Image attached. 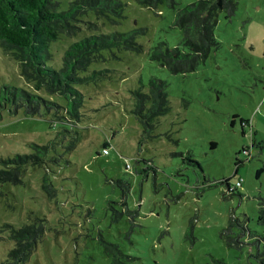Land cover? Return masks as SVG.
I'll use <instances>...</instances> for the list:
<instances>
[{"label":"rangeland","instance_id":"1","mask_svg":"<svg viewBox=\"0 0 264 264\" xmlns=\"http://www.w3.org/2000/svg\"><path fill=\"white\" fill-rule=\"evenodd\" d=\"M121 1V18L89 13L82 19L93 23L91 30L145 28L137 37L143 51L113 50L115 56L90 66L109 71L99 82L78 86L85 98L75 148L65 154L67 162L27 166L22 183L0 184V229L17 228L35 215L46 219L24 264H114L104 243L118 246L120 264H260L246 238L229 246L221 231L232 217L264 234L256 221L264 206V0H237L230 20L219 13L217 46L187 74L170 73L147 52L158 42L180 46L174 14L192 0H175L173 8L161 4L156 13L136 0ZM81 25L78 35L88 34ZM70 42H56L55 68ZM150 77L166 82L169 110L139 145L142 127L131 112V92L141 85L145 91ZM3 86L30 88L18 63L0 48V91ZM240 119L248 126L242 129ZM53 135L45 120L0 108V159L30 153L33 143ZM137 159L150 161L151 169L143 171ZM45 173L56 189L52 200L41 188ZM224 179L231 186L241 180L237 193H226ZM118 180L129 185L125 205L131 218ZM0 235L1 264L13 243L5 232Z\"/></svg>","mask_w":264,"mask_h":264},{"label":"trees","instance_id":"2","mask_svg":"<svg viewBox=\"0 0 264 264\" xmlns=\"http://www.w3.org/2000/svg\"><path fill=\"white\" fill-rule=\"evenodd\" d=\"M142 7L156 13L159 5L173 8L175 0H136ZM237 7V0H192L179 7L173 19V25L181 30L180 46L169 47L158 42L149 48L148 59L165 67L172 74H187L204 63L212 48L217 46L214 30L219 13L230 20ZM125 3L121 0H0V48L10 54L18 63L20 75L29 89L3 86L0 91V108L10 113L21 112L25 117H36L47 122L54 131L52 138L44 144H32V152L15 154L0 159V184L22 183L27 166L59 165L65 161V154L72 151L78 142L77 124L82 116L84 94L78 86L99 82L107 78L108 69L91 70L93 63L104 62L107 54L113 50L141 53L143 45L137 37L145 33V28H132L127 31L91 30V21L83 20L87 14L97 19H114L123 16ZM87 25L88 34L79 36L81 25ZM62 37L72 39L60 56V64L55 68V44ZM88 72V74H86ZM166 82L150 77L146 90L142 86L131 92L133 100L132 114L142 127L140 145L145 138L152 137L158 118L168 110ZM240 127L248 126V121L240 119ZM243 133V131H242ZM211 148L215 143L210 142ZM103 143L102 150L108 148ZM246 152V148L243 149ZM103 153V152H102ZM104 154V153H103ZM151 169L150 161L137 159ZM242 164L238 161L237 168ZM221 182L226 185V193H237L230 189L228 179ZM122 205L132 217L134 213L125 205L129 185L121 180ZM124 185V186H121ZM41 188L46 197L52 200L56 189L48 173L42 176ZM136 214V213H135ZM257 224L264 229V206L258 208ZM44 217H29L27 223L15 228L4 224L0 232H5L12 247L7 251L1 264H24L35 249L45 230ZM240 228L235 232V228ZM221 234L229 246H238L246 238L254 248V257L264 264V234L244 228L236 219L229 217L228 225ZM4 237L0 235V239ZM105 252L111 254L112 262L120 264L122 254L115 244L104 243ZM223 264V263H222Z\"/></svg>","mask_w":264,"mask_h":264},{"label":"built area","instance_id":"3","mask_svg":"<svg viewBox=\"0 0 264 264\" xmlns=\"http://www.w3.org/2000/svg\"><path fill=\"white\" fill-rule=\"evenodd\" d=\"M102 152L104 154H107L108 153V148H104L102 150ZM130 164H129V160L128 159H125V169L126 170H130ZM241 186V180H236L235 183L233 184V186L230 187V189H237L238 187Z\"/></svg>","mask_w":264,"mask_h":264}]
</instances>
